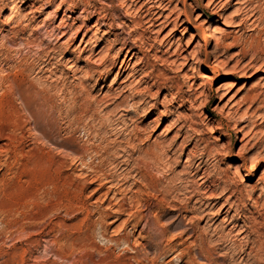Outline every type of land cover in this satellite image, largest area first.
<instances>
[{
    "label": "rangeland",
    "instance_id": "obj_1",
    "mask_svg": "<svg viewBox=\"0 0 264 264\" xmlns=\"http://www.w3.org/2000/svg\"><path fill=\"white\" fill-rule=\"evenodd\" d=\"M147 1L0 0V264H206L199 239L217 264H246L242 252L264 242V152L257 165L253 149L264 148V66L241 71L251 47L264 58L261 26L237 27L241 0H212L210 7L211 0H162L150 23L136 25ZM28 13L31 21L14 22ZM202 73L212 77L206 86ZM135 127L143 143L135 142L142 150L133 154L125 138ZM52 140L69 141L118 179L128 171L112 166L121 149L120 161L164 147L163 160L147 159L145 183L137 185L148 187L141 211L130 208L133 178L108 199L106 189L92 195V185L71 209L52 203L31 164L51 152ZM208 185L241 192L238 205L226 214V198L203 195ZM202 203L211 204L204 219L192 213ZM179 220L197 229L186 243V236L171 240L180 230L167 229L165 240L152 233ZM171 245L179 252H166Z\"/></svg>",
    "mask_w": 264,
    "mask_h": 264
},
{
    "label": "bare ground",
    "instance_id": "obj_2",
    "mask_svg": "<svg viewBox=\"0 0 264 264\" xmlns=\"http://www.w3.org/2000/svg\"><path fill=\"white\" fill-rule=\"evenodd\" d=\"M243 1V2H241ZM240 5H242V9L245 12L244 14V18L243 19H239V23H237V27L240 28L242 26L247 27L246 25H248L247 23L251 21L250 26H261L260 31L258 32V36H262L264 35V6L259 4V1L257 0L256 4L255 0H241ZM263 2V1H261ZM214 2H212L209 4V7L214 5ZM264 4V3H263ZM163 1L162 0H148L146 3L142 4V6L140 7L139 12H141L143 15L142 18H140V20H136L135 23L136 25H140V24H147L150 23L154 18L153 16H156V14L158 13L159 10H161L163 7ZM208 6V5H207ZM217 6V5H216ZM214 6L212 10V13L214 14H218L219 13V9H217V7ZM162 7V8H161ZM32 9V8H31ZM158 9V11L156 12L155 10ZM241 9V10H242ZM101 10V9H100ZM240 10V11H241ZM35 12V11H32ZM237 12V11H236ZM211 13V14H212ZM239 13V11H238ZM29 14H25V15H21L17 18V20L15 19V23L17 25L24 23V22H29L31 21V18H29ZM142 16V15H141ZM237 17V16H236ZM237 19V18H236ZM145 20V21H144ZM238 20V19H237ZM27 25V24H26ZM175 27V25H174ZM255 28V27H254ZM252 28V29H254ZM258 28V27H257ZM54 29V28H53ZM258 30V29H257ZM255 31V30H254ZM52 32V31H51ZM49 33V32H48ZM47 34V33H46ZM252 35V34H251ZM257 35V33H256ZM257 36V37H258ZM250 40V39H249ZM254 40V39H253ZM252 40V41H253ZM251 41V42H252ZM109 45V44H108ZM111 45V44H110ZM221 45V41L220 39H217L216 45L214 47V49L212 50V54L216 55V51L219 49ZM111 46H105L101 52H104L105 54L110 52ZM124 50L123 48L120 49V51ZM252 51L253 54H251V58H249L248 62L241 68L242 72H247L250 71L251 69L255 68L257 66V64L261 62V64L264 66V58L262 57V55H260L254 48L251 47L250 52ZM119 52V51H118ZM262 53V52H261ZM126 54H131L133 56H135V52H131V49H127ZM249 51H245L244 52V57L248 56ZM109 55V53H108ZM264 55V52H263ZM106 57V55H105ZM202 66V65H201ZM261 67V66H260ZM136 69V68H135ZM140 72L143 73L144 70V66L142 65L140 67ZM138 71V70H136ZM238 71V70H237ZM135 72V71H134ZM144 74V73H143ZM212 77L207 74V73H202L201 75V83L200 85L202 86H206V81L210 80ZM1 83V82H0ZM22 93V92H21ZM30 95V94H29ZM33 95V94H32ZM36 94H34L35 96ZM74 95V94H73ZM171 95V94H170ZM28 96V95H27ZM29 97V96H28ZM78 97V96H77ZM27 98V97H24ZM30 98V97H29ZM252 99V98H251ZM76 101V100H75ZM252 101V100H251ZM24 109V108H23ZM113 111V110H112ZM33 116V115H32ZM179 119V118H178ZM185 121V120H184ZM186 122V121H185ZM240 127V126H239ZM243 129V128H242ZM246 133V132H245ZM245 135V134H244ZM187 136V135H186ZM259 136V135H258ZM245 138V136H244ZM126 140V145L129 147H132L133 150H135L136 147H138V145H135V142H142L143 143V136L141 133V130H139V128L135 127L134 129H132L130 131V133H128V137L125 138ZM59 140V139H58ZM107 141V140H106ZM239 141H243L242 139ZM198 142H195L194 144V149H197V144ZM125 146V145H124ZM262 145H258L256 144L254 146L253 149L257 150V154L258 157L256 158V163L257 165L261 164L262 162V155L264 152V148H261ZM51 152H41L39 154V156H35L32 160H31V164L32 167L36 170V171H41L43 174V181L41 182V184H43V189H44V194L45 196H47V198L54 204L56 205H63L64 207L71 209L73 208L75 205L78 204V198L80 196V194L84 191V190H88V188H90L92 185L93 186H97V188H95L92 191V195L97 194L98 192L105 190L106 191L102 194L104 196L105 199H108V197H110V194L115 190H119L116 188L118 187V185H121L123 183H127L129 182V180L131 178H133L132 184L134 187H138V190L133 194H131L132 196L129 198V203H130V208L133 211H138L140 212V208H141V194H142V189L147 187L146 184L139 185V183H145V175L143 173L144 167L147 166L148 164V160L147 159H151V160H155L157 162V160H163L162 158V154L165 153V151H163L164 147L161 148V146L159 145H153V147L150 150H147L144 153V155L142 157H137L134 158L133 156H128L127 159H124L122 161H120V157L124 158V155H126V150H122L121 152H123L120 156L118 157V159L115 158L114 162L110 165H112L113 167H120V168H124V170L128 171L126 172V174L123 176V178L118 179L115 178V176L103 173V171H101L98 168H95L92 164H89L86 162L85 160V156L83 154H80L79 150L74 148L73 145L69 142V141H55L52 140L51 141ZM137 150H135L133 152V154L135 152L141 153V150L136 148ZM252 149V150H253ZM54 150H57V153H53ZM67 150V153H72V156L70 157V154H67L65 151ZM105 150V149H104ZM207 150V149H206ZM106 151V150H105ZM128 151V149H127ZM132 151V150H131ZM195 151V150H194ZM219 151V150H218ZM206 152V151H205ZM118 153V152H117ZM161 153V154H160ZM190 153V152H189ZM193 153V152H192ZM209 153V152H208ZM86 155V154H85ZM195 155V153H194ZM205 155L203 154V157ZM261 156V157H260ZM112 158V157H111ZM193 158V157H192ZM70 159V161H68ZM120 159V160H119ZM201 159V158H200ZM119 161V162H118ZM245 161V159H244ZM101 162V161H100ZM159 162V161H158ZM155 163V162H154ZM30 164V165H31ZM116 164V165H114ZM150 165V164H149ZM147 170V169H145ZM144 170V171H145ZM34 171V170H33ZM69 171H72V174H68ZM236 171H240V168H236ZM147 172V171H146ZM235 172V171H234ZM76 176L75 178L74 175ZM226 174V173H225ZM20 175V174H19ZM26 175V174H25ZM121 175V174H120ZM133 175V177H132ZM207 175V174H206ZM225 176V175H224ZM221 177V176H220ZM204 176H202L200 179H203ZM212 180V179H211ZM209 182V181H208ZM218 182V181H217ZM206 183V182H205ZM215 183V180L213 179L211 181V184L213 185ZM125 185V184H123ZM206 185V184H205ZM212 185H208L206 186V188L203 190V195L206 196L207 199H225V203L228 207L226 214H229V212L231 210H233L236 205V203H238L237 201L240 200V197L242 196L241 192L235 191L233 190L231 187H227L224 186L223 188H221L220 192H218L217 190H212L214 187ZM217 185V184H216ZM219 185V184H218ZM221 185V184H220ZM120 187V186H119ZM148 188V187H147ZM122 190V189H120ZM120 192V191H119ZM101 193V192H100ZM133 193V192H132ZM210 193V194H209ZM123 194V193H122ZM209 194V195H208ZM124 195V194H123ZM163 195V194H162ZM197 192H195L194 194H192L191 196L188 197L189 200H191L192 198L196 197ZM112 196V195H111ZM81 197V196H80ZM200 197V201L204 198L201 196ZM197 197V198H198ZM118 197L116 196V194L114 193L113 196L111 197V200H116ZM120 198V197H119ZM26 199V198H25ZM123 199V198H122ZM199 199V198H198ZM28 200V199H27ZM103 200V199H102ZM110 200V201H111ZM184 200V199H183ZM109 201V202H110ZM198 201V200H197ZM196 202V203H199ZM203 202V201H202ZM81 203V201L79 202ZM112 203V202H110ZM116 203V204H115ZM114 205L118 206V210L117 214L121 215L123 214V207L124 204L120 203V200L118 199V203L115 202ZM125 203V202H124ZM128 203V202H127ZM144 202H142L143 204ZM148 203V202H147ZM187 203V202H186ZM207 204V203H206ZM53 205V204H52ZM84 205V204H83ZM82 205V206H83ZM144 205V204H143ZM204 203L200 204V207L198 206L197 208L194 207L192 208V213L198 215L201 219H204L207 214H204L206 212V210L209 208V206H211V204L208 203V205H206V207L203 209L204 207ZM115 206V207H116ZM79 208V206H77ZM110 207V206H108ZM238 207V206H237ZM56 208V207H55ZM123 208V209H122ZM126 208V207H125ZM144 208V207H142ZM76 209V208H75ZM237 209V208H236ZM64 210V209H63ZM74 210V209H73ZM130 210V211H131ZM143 210V209H142ZM209 210V209H208ZM69 211V210H68ZM88 211V210H87ZM135 211V212H136ZM217 211V210H216ZM215 211V212H216ZM179 212V211H178ZM69 213V212H68ZM104 213V212H103ZM102 213V214H103ZM133 213V212H132ZM136 213V214H137ZM218 213V212H217ZM130 214V213H129ZM140 214V213H139ZM138 214V217H139ZM104 215V214H103ZM215 215V214H214ZM100 216V215H99ZM105 216V215H104ZM132 216H134V214H132L130 216V218H132ZM167 216V215H166ZM111 217V216H110ZM117 217V216H116ZM105 218V217H104ZM107 218V216H106ZM105 218V219H106ZM141 218V217H140ZM147 218V217H146ZM167 218V217H166ZM194 218V217H193ZM143 219V218H142ZM157 219V218H156ZM192 219V217H191ZM129 220V219H128ZM154 221L151 223V221H149V226L153 225ZM155 224H158L157 221L155 220ZM194 224V223H193ZM157 227H154L155 229H153V234L156 237H162L164 239V237H167L168 232L167 229H171V230H180L181 232L178 235H172L171 236V240L174 239H183L184 236H186L187 238L184 240V243H186L189 239H193L196 234H197V229L195 227V225H191L190 227H187V224H185L183 221L179 220L176 222L171 223L170 225H168L166 228L163 227H159V225H156ZM122 227V226H121ZM215 228V227H214ZM151 230V229H150ZM170 231V230H169ZM246 231V230H245ZM243 229L242 231L240 230L238 232V236L239 235H243V233L245 232ZM213 232V231H212ZM218 234V233H217ZM245 234V233H244ZM170 235V234H169ZM253 235V234H252ZM221 236V235H220ZM249 236V235H248ZM248 236L246 235L244 238H248ZM154 237V236H153ZM225 237V236H224ZM231 237V236H230ZM161 238V239H162ZM170 237H168L169 239ZM198 237H196L197 239ZM200 238V237H199ZM178 239V240H179ZM195 239V240H196ZM165 240V239H164ZM171 240H167V241H171ZM198 240V239H197ZM220 242V241H219ZM222 242V241H221ZM240 242V241H239ZM170 243V242H169ZM168 243V244H169ZM184 243H180L184 244ZM197 241L195 242V247L197 246V250H198V254L199 257H201V259L205 260L206 264H217V260H214L213 258V254H212V249L206 250L204 247V242L201 241V239H199V243L196 244ZM194 244V243H193ZM234 244V243H233ZM170 245V244H169ZM167 245V246H169ZM213 245V244H212ZM252 247L250 248V251L247 252H242L243 255H245L246 259V264H264V242H261L260 240H255L253 242H251ZM157 246V245H156ZM190 246V245H189ZM222 246V245H221ZM224 246V245H223ZM164 247V246H163ZM179 247V246H178ZM159 248V247H157ZM167 248V247H166ZM166 248L164 250H166ZM214 248V247H213ZM221 248V247H220ZM218 249V248H217ZM257 249V250H255ZM159 250V249H158ZM177 251L179 252V250H176V246L175 245H171L168 250L166 252H174ZM243 250V249H242ZM163 252V251H162ZM165 252V251H164ZM234 252V250H233ZM253 252H255V254L252 256ZM184 251L182 252V250H180L179 255L183 254ZM238 253V252H237ZM224 254V253H223ZM197 255V254H196ZM174 258V257H173ZM179 258V257H178ZM181 258V257H180ZM155 259V258H154ZM232 259V258H231ZM153 260V259H152ZM201 260V261H203ZM249 260H251L249 262ZM152 263V261H151ZM200 263V262H199ZM226 263V262H225ZM221 264V263H220Z\"/></svg>",
    "mask_w": 264,
    "mask_h": 264
}]
</instances>
